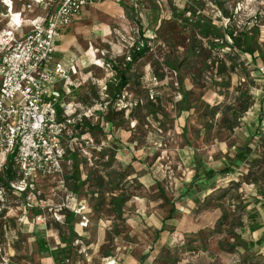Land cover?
Returning a JSON list of instances; mask_svg holds the SVG:
<instances>
[{
    "label": "rangeland",
    "instance_id": "obj_1",
    "mask_svg": "<svg viewBox=\"0 0 264 264\" xmlns=\"http://www.w3.org/2000/svg\"><path fill=\"white\" fill-rule=\"evenodd\" d=\"M124 1L89 7L62 30L63 58L77 72L65 81L80 83L75 93L61 92L62 98L78 103L82 117L94 119L100 111L102 119L94 122L99 129L79 133L71 144L70 187L55 193L53 184L62 186L60 180H37L48 185L45 202L64 198L87 207L88 228L79 226L78 214L76 223L66 218L74 226L67 228L60 210L55 217V205L44 203L49 217L44 213L46 224H40L47 232L54 226L66 245L54 256L65 260L68 254L70 263L80 264H264V240L258 242L264 237V209L253 198H260L253 183L264 191L259 178H246L250 166L239 164L235 174L198 184L201 203L183 196L197 160L219 170L247 143L254 156L264 158V134L257 135L262 121L264 127V0H221L220 8L214 0ZM186 7L192 11L180 17ZM156 16L158 26L152 22ZM247 23L255 53L236 57L230 72L237 49L226 33H239ZM210 26L220 27L224 38H204L202 30ZM6 32H0V58ZM143 42L149 53L129 71L122 98L108 103L107 85L116 76L112 67L125 70ZM91 106L94 110L85 109ZM208 196L211 201H205ZM13 199L8 211L17 210ZM254 223L262 228L253 233Z\"/></svg>",
    "mask_w": 264,
    "mask_h": 264
},
{
    "label": "built area",
    "instance_id": "obj_2",
    "mask_svg": "<svg viewBox=\"0 0 264 264\" xmlns=\"http://www.w3.org/2000/svg\"><path fill=\"white\" fill-rule=\"evenodd\" d=\"M19 1L23 4V10L19 12L15 11L17 0L2 1L6 16L12 20L13 30L6 32L1 44L5 54L0 61V151L11 155L15 180L10 188L0 187V226L1 221L7 219L5 212L9 209L7 201L11 195L29 191L38 178L60 177L64 180L68 172L70 160L65 144L71 141L69 131L82 122L83 117L79 114L71 118L68 105L63 106L59 114L49 101L52 96H57L51 91L52 87L68 80L70 74L63 61L53 58L60 33L73 25L89 7L105 2H125ZM37 7L47 9L42 22L26 20L25 13ZM25 22H29L32 28L22 38L16 37L15 33ZM262 187L264 191V182ZM86 208L78 205L75 209L80 215L79 226L83 229L90 223ZM35 222L46 224V217H37Z\"/></svg>",
    "mask_w": 264,
    "mask_h": 264
},
{
    "label": "crops",
    "instance_id": "obj_3",
    "mask_svg": "<svg viewBox=\"0 0 264 264\" xmlns=\"http://www.w3.org/2000/svg\"><path fill=\"white\" fill-rule=\"evenodd\" d=\"M17 8L16 12H19L23 10L22 6L23 4L21 1L17 0ZM2 7V6H1ZM0 7V19L2 20V23L0 24V32L13 30L12 24L10 18H8L5 14V8ZM44 9L42 7H37L32 12H26L25 13V19L30 21H36V23L42 22V19L45 16ZM31 24L29 22H25V24L22 25V28L18 30L15 35L18 38H22L26 33H28L31 29ZM29 29V30H28ZM68 29V28H67ZM64 31V30H63ZM62 33H60L59 40L61 42ZM64 44L60 43L57 45L56 53L58 55V58H55L53 56L54 60L58 61L61 60L65 63L67 68L71 75L76 78V69L74 67H71L67 61L64 60ZM54 54V55H55ZM3 56L0 58V61L2 60ZM76 81H79V79H76ZM62 81L58 84H56L54 87H52L51 91L55 93L57 96H52L49 101L54 104L55 109L60 114L63 111V106H70L71 111H69L71 118H76L80 113L81 109L78 103L73 101H67L65 98H62L61 92H66V95H69L72 92H76L77 89L80 87V83L78 82H71V81ZM61 84H64V87L66 89L63 90V87H60ZM66 84V85H65ZM93 109V107H88L85 109ZM94 110V109H93ZM86 115V114H84ZM87 117V116H86ZM92 119V120H91ZM99 120V117H94L89 119V121L94 124L97 123ZM80 133L77 130L74 129L69 131V140L74 143V141L77 138V135ZM84 134H88L86 130L83 132ZM83 134V135H84ZM82 136V135H80ZM10 159H12L11 155H7L6 153L0 151V187L4 186L7 188H10L15 180L12 179V181H7V166L9 164ZM71 166V167H70ZM72 168L71 161L69 162V166L67 170L69 171ZM73 169V168H72ZM13 170V169H12ZM14 173V171H13ZM15 174V173H14ZM54 181H51L53 179H48L51 182H57L60 180L62 182V186L58 183L55 186H53V190H59L60 188H66L70 187V185H66L65 181L61 179L60 177H55ZM38 180V179H37ZM34 184V186L31 187L30 191L26 192H16L15 197L17 198V201L14 199V204L12 203L13 209H17L16 211H6L5 220L1 221L0 226V264H80V263H70V257L68 258V254H66V259H57V257L54 256L55 253H60L59 250H62L66 248V245L63 241L60 239V233L57 229L54 228V226L51 227V231L47 232L48 229L47 225L43 224H36L35 219L40 216L47 215V209L46 205L44 203L48 204L49 206L54 207L55 210H51L52 214H55V217L57 215V211H59V216L62 215L65 218L68 216H72L74 218V221L76 223V220H78V215L75 212L74 207L77 205L76 200L70 201L69 199L62 198L58 204H55L57 202L53 203H47L45 200H43L42 194L45 191V188L48 186L44 181H37ZM38 182V183H37ZM52 186V184H50ZM40 196L42 198L40 199ZM65 196V195H64ZM47 196H44V199H46ZM40 199V200H39ZM8 204L11 205L10 200L7 201ZM78 206V205H77ZM11 207V206H10ZM58 209V210H56ZM43 212V213H42ZM45 213V214H44ZM52 215V216H53ZM49 217V216H48ZM47 218V217H46ZM51 218V217H50ZM79 221V220H78ZM50 222V221H49ZM54 222V220L52 221ZM57 223V222H56ZM55 224V223H54ZM53 224V225H54ZM78 226V222H77ZM79 227V226H78ZM68 228V226H67ZM46 232V233H45ZM77 232V231H76ZM69 247V246H68ZM68 251V249H66ZM83 251L78 250L79 255L82 254ZM86 260L85 256H83ZM89 259V258H88ZM89 264V263H84Z\"/></svg>",
    "mask_w": 264,
    "mask_h": 264
},
{
    "label": "trees",
    "instance_id": "obj_4",
    "mask_svg": "<svg viewBox=\"0 0 264 264\" xmlns=\"http://www.w3.org/2000/svg\"><path fill=\"white\" fill-rule=\"evenodd\" d=\"M213 2H215V4L217 5V6L215 5L216 7L220 8L221 0H214ZM183 11L187 12V13H190L192 11V9L186 7L184 9H182V12ZM184 12L182 13V15L180 14V17L181 16L183 17ZM180 17L177 16V18L179 20H180ZM158 18H159L158 16L154 17V19L152 21L154 23L153 24L154 26L157 25ZM157 26L154 27V28H157ZM248 26H250V25H248V23H247L241 29V31L239 33H236V34L234 33V31H228L226 33L227 36H229V38H231L232 41H233L232 44H234V45H232V48L237 49L236 53L234 54V57H230V59H229L230 72H235L236 64L238 63V60H239L238 58L241 55H246V56L250 55L252 57L254 55V53H255L254 51H252L249 43L247 42V40H248L247 34H248V30H249ZM219 28L220 27H217V26L216 27L215 26H213V27L210 26V28L206 27V28H204V30H202L201 34L206 39L214 38L216 40H219V39L224 38V36L220 33V29ZM139 31H140V34H141V36L143 38V41L145 43H147L146 39L148 37H146V29L144 28V26L142 27V25H141ZM56 44L57 45L60 44V40L59 39L57 40ZM148 53H149V48H148L147 44H145L142 48L137 46V47H135L133 49V52L131 53V55L129 57V61L127 62L125 70H122V69H120L119 67H116V66L112 67L114 72L116 73V76L107 85L108 86V90H107V97H108V101L107 102L108 103L109 102L115 103L116 101H118V100H120L122 98L124 90H126V88L130 84V77L128 76L129 71L132 70L134 64H137L142 59L146 58ZM236 57H238V58H236ZM226 61H228V60H225L224 62L222 61V63H221L223 65V67H225V68H226V63H225ZM226 70L227 69H225V71ZM221 72H223V71H221ZM101 114L102 113L100 111H96L94 113L93 117L96 116V117H99V119L100 118L102 119V117H101L102 115ZM98 126L99 125H97V124L96 125L92 124L89 121V118L83 117L82 118V122H78V124L75 125V130H77L78 132L80 131L81 134H84L83 133L84 130H86V132L94 131V130L99 129ZM262 126H263V121L261 122V128L263 129L264 127H262ZM261 128H259V130L257 131V135H259V136L264 134V132L262 133ZM253 137H251V138H253ZM261 139H263V138L261 137ZM113 143L116 146H118V144H119V142L116 141L115 139H113ZM71 144H73L72 141H70L69 144L68 143L65 144L66 154H67V157H68V159L70 161L72 160V158L70 157L69 152L73 153V150H74L72 148L73 145H71ZM123 148H128V147L126 145H123ZM196 159L197 158L195 157V161H196ZM260 160H262L261 162L264 163V158L254 156L253 149L250 146V143L244 144L243 146L239 147L237 149L233 159H225V160H223L221 162L222 166H221V168L219 170L207 167L202 160H197L196 164H195V170H194L195 171L194 172L195 175H193L191 182L185 187L186 191H185L183 196L184 197H189V198L191 197L193 202L196 203V204L201 203V200H202L201 193L200 194H195L196 190H197V187H199L198 184H201L202 182H209V181L215 179L217 176H221L222 178H226L229 175L235 174L237 172L236 169H238L239 164H245L247 167L250 166V169L248 171V174H247L246 178H249V177L251 179L255 178V180L252 181V182H258L260 180V183H263L264 182V170H263L262 167H259ZM255 166H257V167H255ZM70 167H69V171L67 172V174L65 175V178H64V181H65L67 186H68L70 180L71 179L73 180V178H72L73 171H74V169H72L73 165H72L71 169H70ZM7 168H8L7 171H6L7 177H8L7 181H12V179H14V176H15L14 173H13V170H12L13 169L12 168V159H10ZM258 178H259V180H257ZM213 184H215V182ZM253 184H254V188H255L256 194L260 195V198L259 197H253V198H254L255 202L258 203V204H261L263 206V209H264V202L262 201V198H264V193L262 192V189H260L259 187H256V183H253ZM229 191H226L223 197H225L226 194ZM209 196L205 198V201L206 200H209V201L212 200V197H209ZM256 216H258V215L256 214ZM66 218L68 220L73 219L72 216H68ZM68 220L65 221L66 226H68L69 228H74V226L72 224V220L70 222H68ZM261 228H262V224L261 223L260 224L254 223L250 227V230H251V232L254 233V232L259 231ZM162 234H164V230L161 228L157 232V236L155 238L154 244L156 242H158V240L161 238ZM263 240H264V237H261L258 240V242H262L263 243ZM154 244L152 246L153 250H155L156 247H158L156 244L155 245ZM161 248H163V247H161ZM235 248L236 247L231 248L230 252H234ZM75 250H77V249H75Z\"/></svg>",
    "mask_w": 264,
    "mask_h": 264
},
{
    "label": "clouds",
    "instance_id": "obj_5",
    "mask_svg": "<svg viewBox=\"0 0 264 264\" xmlns=\"http://www.w3.org/2000/svg\"><path fill=\"white\" fill-rule=\"evenodd\" d=\"M5 2H6V3H8V2H9V0H5Z\"/></svg>",
    "mask_w": 264,
    "mask_h": 264
}]
</instances>
